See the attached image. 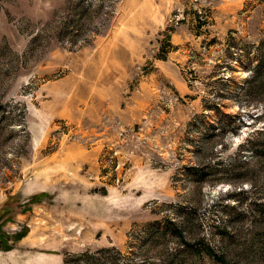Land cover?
<instances>
[{
	"label": "rangeland",
	"instance_id": "rangeland-1",
	"mask_svg": "<svg viewBox=\"0 0 264 264\" xmlns=\"http://www.w3.org/2000/svg\"><path fill=\"white\" fill-rule=\"evenodd\" d=\"M0 264H264V0H0Z\"/></svg>",
	"mask_w": 264,
	"mask_h": 264
},
{
	"label": "trees",
	"instance_id": "trees-1",
	"mask_svg": "<svg viewBox=\"0 0 264 264\" xmlns=\"http://www.w3.org/2000/svg\"><path fill=\"white\" fill-rule=\"evenodd\" d=\"M32 199H34V198H31V200H32ZM107 251H108L107 249H101V250L99 251V253H100V254H104V253L107 252ZM84 255L86 256V258H89V259L92 258V256H91L90 254L85 253Z\"/></svg>",
	"mask_w": 264,
	"mask_h": 264
}]
</instances>
